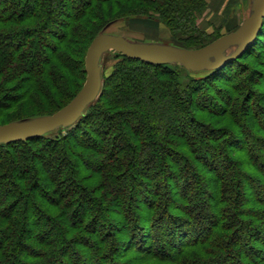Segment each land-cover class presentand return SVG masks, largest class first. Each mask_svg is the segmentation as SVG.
Listing matches in <instances>:
<instances>
[{
  "label": "trees",
  "instance_id": "1",
  "mask_svg": "<svg viewBox=\"0 0 264 264\" xmlns=\"http://www.w3.org/2000/svg\"><path fill=\"white\" fill-rule=\"evenodd\" d=\"M205 7L0 0V115L45 102L0 126L67 105L82 88L70 93V72L85 76L88 46L112 22L155 17L185 36L173 46H207ZM111 53L98 98L64 133L0 144V264H264V20L241 56L202 78Z\"/></svg>",
  "mask_w": 264,
  "mask_h": 264
},
{
  "label": "water",
  "instance_id": "2",
  "mask_svg": "<svg viewBox=\"0 0 264 264\" xmlns=\"http://www.w3.org/2000/svg\"><path fill=\"white\" fill-rule=\"evenodd\" d=\"M251 10L250 15L234 32L195 50L159 43L132 42L104 33L98 35L86 51L85 81L77 95L51 115L0 126V144L26 141L43 136L56 128H66L76 123L86 107L99 96L101 87L99 63L106 52H115L126 58L152 65L179 64L193 73L214 71L223 67L241 56L254 43L261 30L264 20V0H252ZM231 48L235 50L227 55L226 52Z\"/></svg>",
  "mask_w": 264,
  "mask_h": 264
},
{
  "label": "rangeland",
  "instance_id": "3",
  "mask_svg": "<svg viewBox=\"0 0 264 264\" xmlns=\"http://www.w3.org/2000/svg\"><path fill=\"white\" fill-rule=\"evenodd\" d=\"M206 7L205 9L198 15V18L196 20L197 26L199 30L204 33L206 36L209 37V39H206L203 41V44H210L214 40L228 35L232 32H234L243 22L244 19H246L252 9V1L251 0H205ZM102 33L106 35H113L122 37L128 41L132 42H138V43H159V44H165V45H172L174 43H181L182 40L185 39V36L182 34H177V36L172 38L170 32L166 29L165 26L162 24H159L157 20H155V17L147 18L143 16H136L129 19H123L118 20L115 22L110 23L107 25L103 30ZM235 48L229 49L226 54H231ZM79 57V56H78ZM80 58V57H79ZM116 63V60L113 58V55L110 52H106L102 55L99 63L100 72L102 77L108 76L112 70L113 66ZM259 68V66H257ZM263 67H261V70ZM264 71V70H263ZM73 73L72 79V87L70 90V93L72 95H75L77 91L80 89V87L83 86L85 81V76L81 78L79 76V71L74 68L72 70ZM208 75L207 71H201L198 73H194L192 76L195 78H202ZM247 73H244L241 75L239 79H237L235 82L239 80H243L247 77ZM250 76V75H249ZM264 80V79H263ZM262 83L264 81H261ZM217 82L216 84H218ZM220 87L223 89L225 87L224 84L219 83ZM30 85H23L22 90L20 91L21 98L23 95L28 92ZM254 88V87H253ZM254 91L260 90L259 88L253 89ZM35 93L38 92L40 94V90L35 89ZM34 91L32 94L34 95ZM68 93V95L70 94ZM68 96V98L62 99V105L70 100L72 97ZM35 96V95H34ZM212 96L217 100L216 94L212 93ZM33 98V97H30ZM30 98H24L19 105H12L10 108L13 107V109L8 112L0 115V124L5 123L7 121L16 119L21 116H26L30 114L39 113L42 110H39L40 108H44L43 105L45 102L40 101L36 98L30 101ZM27 99V100H26ZM46 103L48 102V97H45ZM42 102V103H39ZM47 107V106H46ZM87 108L84 110V113H87ZM1 114V112H0ZM64 128H56L48 135L50 137L57 136L59 132L64 133L66 130H62ZM62 130V131H61Z\"/></svg>",
  "mask_w": 264,
  "mask_h": 264
},
{
  "label": "crops",
  "instance_id": "4",
  "mask_svg": "<svg viewBox=\"0 0 264 264\" xmlns=\"http://www.w3.org/2000/svg\"><path fill=\"white\" fill-rule=\"evenodd\" d=\"M252 1V0H251Z\"/></svg>",
  "mask_w": 264,
  "mask_h": 264
}]
</instances>
